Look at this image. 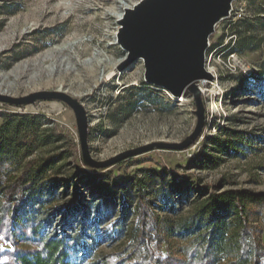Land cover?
<instances>
[{
  "label": "rangeland",
  "instance_id": "374dc122",
  "mask_svg": "<svg viewBox=\"0 0 264 264\" xmlns=\"http://www.w3.org/2000/svg\"><path fill=\"white\" fill-rule=\"evenodd\" d=\"M139 1L0 0V94L21 97L45 90L77 99L88 118L87 142L96 161L152 143L182 142L197 122L192 95L169 98L142 85V61L117 69L125 52L115 44L116 15L123 4L131 8ZM208 41L205 69L212 79L203 78L204 128L182 151L153 149L89 170L80 166L75 116L65 104H0V117L34 118L49 139L42 152L62 157L48 171V182L39 184L51 191L52 200L40 210L28 205L35 208L36 221H51L41 222L44 231L61 226L63 217L80 216L88 248L72 256L74 264H111L129 255L138 226L137 195L157 219L150 246L165 257L182 254L184 236L178 229L201 201L202 187L264 193V98L258 80L264 75V0L233 1ZM226 140L224 152H218L214 141ZM17 175L19 170L12 169L0 174V181ZM252 211L250 220L264 247V207ZM20 246L28 245L20 241ZM7 249L9 243L0 238V252Z\"/></svg>",
  "mask_w": 264,
  "mask_h": 264
},
{
  "label": "trees",
  "instance_id": "16d2710c",
  "mask_svg": "<svg viewBox=\"0 0 264 264\" xmlns=\"http://www.w3.org/2000/svg\"><path fill=\"white\" fill-rule=\"evenodd\" d=\"M258 80L259 94L264 98V75ZM0 118V174L19 170V175L6 183L0 181V238L10 245V249L0 252V264H74L72 256L84 255L88 248L80 216L63 217L61 226L44 231L41 222L48 226L51 221L48 217L36 221L32 213L35 208L30 206L35 204L36 210H40L52 200L51 191L40 189L39 184L48 182L45 181L48 171L54 170L62 157L48 158L42 152L49 139L34 118L26 114ZM228 142L214 141L213 145L218 152H224V143ZM80 166L86 167L82 159ZM201 190V201L178 229L184 236L180 256L156 255L149 241L151 233L157 232V219L149 212L143 195H137L138 226L131 251L127 257L115 258L111 264H264V247L250 220L254 207H264V193L244 189L217 192L211 186ZM74 193L79 196L76 188ZM20 241L28 246H20Z\"/></svg>",
  "mask_w": 264,
  "mask_h": 264
},
{
  "label": "water",
  "instance_id": "95a60500",
  "mask_svg": "<svg viewBox=\"0 0 264 264\" xmlns=\"http://www.w3.org/2000/svg\"><path fill=\"white\" fill-rule=\"evenodd\" d=\"M233 1L141 0L126 9L117 23V42L125 52L118 71L142 61L143 82L147 86L167 91L174 98L181 97L185 92L192 95L197 122L193 132L180 143H152L122 152L105 161H96L90 156L87 142L88 118L77 99L64 92L44 90L21 97L0 94V104L14 107L39 101L65 104L75 116L82 163L92 169H106L153 149L185 150L204 128V105L197 83L203 78L212 79L205 69L208 38L217 22L229 15Z\"/></svg>",
  "mask_w": 264,
  "mask_h": 264
},
{
  "label": "bare ground",
  "instance_id": "6f19581e",
  "mask_svg": "<svg viewBox=\"0 0 264 264\" xmlns=\"http://www.w3.org/2000/svg\"><path fill=\"white\" fill-rule=\"evenodd\" d=\"M126 7H128V6L123 4V5H122L123 12H122V13H119V14L116 15L117 23L122 19L125 10L128 9V8H126ZM115 44L118 45L117 39H116V43H115ZM121 61H123V60H122V59L119 60V62H121ZM206 70H207L208 72L210 71L209 69H206ZM210 72H211V71H210ZM205 83H207V81L204 80V79L198 81V83H197V87H198L200 93L203 94V95L207 92V90H206V86L203 85V84H205ZM179 98H181V97H179ZM179 98H175V99H179Z\"/></svg>",
  "mask_w": 264,
  "mask_h": 264
},
{
  "label": "built area",
  "instance_id": "2783aa9c",
  "mask_svg": "<svg viewBox=\"0 0 264 264\" xmlns=\"http://www.w3.org/2000/svg\"><path fill=\"white\" fill-rule=\"evenodd\" d=\"M209 47V41L207 42V49ZM205 61H206V54H205ZM163 92L169 97V98H172L173 96L171 94H169L167 91H164ZM174 98V97H173Z\"/></svg>",
  "mask_w": 264,
  "mask_h": 264
}]
</instances>
